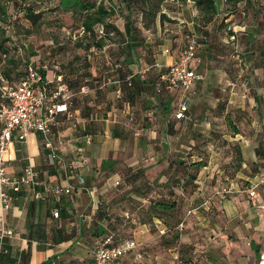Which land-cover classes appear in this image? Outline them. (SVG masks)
Masks as SVG:
<instances>
[{
	"label": "crops",
	"instance_id": "crops-1",
	"mask_svg": "<svg viewBox=\"0 0 264 264\" xmlns=\"http://www.w3.org/2000/svg\"><path fill=\"white\" fill-rule=\"evenodd\" d=\"M151 2L114 0L121 35L89 50L68 77L62 71L72 120L59 115L53 141L70 177L48 162L39 133L13 137L8 177L29 165L39 177L19 192L4 188L0 264H82L111 230L115 243L138 245L118 264H172L174 230L197 252L194 264L264 258V0L232 11L221 0L196 51L200 80L185 93L183 119L175 118L182 91L165 90L163 73L196 32L198 13L191 0H165L149 23L141 11ZM44 185L71 193L55 199Z\"/></svg>",
	"mask_w": 264,
	"mask_h": 264
},
{
	"label": "built area",
	"instance_id": "built-area-1",
	"mask_svg": "<svg viewBox=\"0 0 264 264\" xmlns=\"http://www.w3.org/2000/svg\"><path fill=\"white\" fill-rule=\"evenodd\" d=\"M206 43L207 39L204 37L191 36L184 50L163 74L165 90L180 89L182 91L175 113L177 119L184 118L187 112L185 93L200 80V75L196 72V66L200 62L196 51L200 44ZM71 97L68 86L62 81L61 76L55 75L52 81H47L32 64H28L25 76L14 84L9 83L0 74V198L3 201H7L5 187L11 186L12 191L19 192L24 186L38 184L39 174L31 165L27 166L18 178L8 177L7 166L12 161L8 149L13 137L20 142H25L30 135L39 133L42 136L44 149L47 151L48 162L62 169L68 177L72 175V168L61 156L53 141L54 132L61 124L58 117L67 115L71 106ZM85 162L82 160L83 164ZM119 184L116 182L115 185L119 186ZM43 187L44 192L55 199L71 193L70 187L62 188L56 185ZM254 195V191L249 192L250 197ZM259 209L264 211V205H260ZM53 217H58L57 211L53 213ZM182 228L183 222L177 229L182 230ZM137 248L138 245L134 240L128 239L117 244L115 236L110 234L98 244L93 260L82 264H118L124 256L134 253ZM136 257L140 258L139 255ZM258 264H264L263 257Z\"/></svg>",
	"mask_w": 264,
	"mask_h": 264
},
{
	"label": "trees",
	"instance_id": "trees-1",
	"mask_svg": "<svg viewBox=\"0 0 264 264\" xmlns=\"http://www.w3.org/2000/svg\"><path fill=\"white\" fill-rule=\"evenodd\" d=\"M113 1L114 0H0V74L9 83L14 84L25 76L28 64H32L43 78H45L46 72L49 71L61 76L62 81L67 84L69 89L67 77L72 70V64L78 61H86V54L89 50L96 48L98 51H101L106 41L109 42L113 37L121 35L115 26L116 9L112 4ZM148 1L152 2L148 4L147 9L141 11V13L146 15L150 23L159 12V4L165 0H147V2ZM191 1L194 3L198 16L195 18L197 30L189 36V39L193 35L200 38L204 37L207 39L206 44H208V37L204 31V27L210 24L219 13L221 0ZM243 1L244 0H223L226 6L225 10L232 11ZM248 1L256 8L262 6V0ZM106 2L108 4H106ZM41 7H47L46 12L70 15L72 20V25L69 29L70 33L68 34L69 38L61 42L60 40L58 41L57 37H51L49 39L52 43L50 45L52 47L49 51L53 58L58 57L64 59L69 56L67 55L69 49L73 51L76 50L74 55L71 54V57H73H70L71 59L67 60L66 64L61 65V71L59 69V64H55L54 61L49 62L45 57L40 58L39 55L37 56V54H35L36 52L34 54L33 52L29 53L27 59L17 55V52L25 53L28 51V45H21L18 47L17 41L14 39V37L17 36L14 32L17 21L28 24V27L23 29L22 37H24L25 40L28 39L33 32L43 34L46 30L45 27L54 28L57 34L64 28L60 20L47 23L44 20L45 11H42ZM130 11L131 13L134 12V10ZM162 18L163 15L160 16V19ZM145 26L148 27V23L145 24ZM80 50L85 53L84 56L77 53ZM82 65L85 66L84 63ZM65 67L68 68V73H65L67 77L62 72ZM70 103L71 106L68 113H66L68 116H71L73 108V95ZM186 114L187 112L185 116ZM175 204L176 203H171L170 205H166L164 203H159L157 206L162 210H170L175 208ZM112 231L113 230L109 231L106 236L113 234L116 239L117 233ZM189 262L190 261L185 260V264Z\"/></svg>",
	"mask_w": 264,
	"mask_h": 264
},
{
	"label": "rangeland",
	"instance_id": "rangeland-1",
	"mask_svg": "<svg viewBox=\"0 0 264 264\" xmlns=\"http://www.w3.org/2000/svg\"><path fill=\"white\" fill-rule=\"evenodd\" d=\"M42 8V7H41ZM47 7H43L42 11H45L44 13V20L47 23H51L53 21L56 20H60L62 22V25L64 28H62L58 34L55 33V29L51 28V27H45L46 30L44 31L43 34L40 33H36L33 32L30 34V36L28 37V39L25 40L23 36V29H25L26 27H28L25 22H16V26H15V36L14 39H16V43L18 44V47H20L21 45H28V51H26L25 53H18L17 55L19 57H23L24 59H27L29 57V53L33 54H37V56L39 55L40 58H46L47 61L52 62L54 61L55 64H59V69H61V65L62 64H66L67 60L71 59V54H75L76 50H70L67 52L69 55L68 57H65L64 59L61 58H53L52 54L50 53L49 49L52 47L50 46L52 43L49 40L51 37H57L58 41H64L67 38H69V29L70 26L72 25V20L70 15H66V14H58V13H51V12H46ZM17 28V29H16ZM30 29V28H29ZM20 36V37H19ZM94 49V48H93ZM92 49V50H93ZM91 50V51H92ZM97 50L96 48L94 49V51ZM77 53H79V55L84 56L85 53L80 50ZM90 53V52H89ZM88 54V53H87ZM86 54V55H87ZM50 58V59H48ZM65 73H68V68L65 67L63 70ZM70 119L72 120V115L70 117ZM69 119V120H70ZM180 221V218L178 219ZM112 232L118 233L116 230H113ZM173 234L171 235V238H169V248L172 249L171 254L173 255V258L170 259V261L172 262V264H185V260L190 261L189 263L186 264H194L195 262H199V259L197 260V252H193V250H188L185 247L182 248V246L179 244L180 243V239H179V235L181 233L177 232L176 230L172 231ZM195 249V248H194ZM190 255V257L188 256ZM261 260V258L259 259V261ZM134 264H138V263H134Z\"/></svg>",
	"mask_w": 264,
	"mask_h": 264
}]
</instances>
